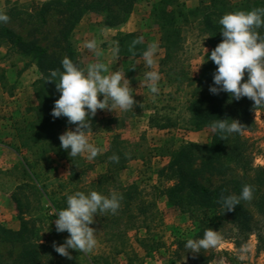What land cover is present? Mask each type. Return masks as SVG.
Here are the masks:
<instances>
[{
  "label": "trees",
  "instance_id": "obj_1",
  "mask_svg": "<svg viewBox=\"0 0 264 264\" xmlns=\"http://www.w3.org/2000/svg\"><path fill=\"white\" fill-rule=\"evenodd\" d=\"M140 0H49L41 4H34L32 9L13 6L5 13L10 17L9 22L0 24V46H9L16 50L37 66L42 77L33 85L36 103L28 111L32 112L30 121L15 128L14 137L17 145H7L18 156L15 166L25 180L20 188L28 186L35 196V201L41 207L42 217L33 216L31 206L33 202L25 193H17L13 200L16 204L17 216L20 220L18 230H13L0 222V245L19 246V251L12 257L1 258L0 264H71L79 259L84 264H108L104 257H92L89 253L77 252L69 249L71 259L63 257L53 249V242L63 243L68 236H58L55 227L50 225V234L56 238L46 241L40 224L43 221H53L56 212L66 206L67 195L55 197L48 191L47 185L40 179L37 169L42 162H53L54 158L65 160L70 164L69 175L77 176L79 170H88L92 165L80 155L75 158L68 156V152L60 147L59 135L62 127H69L66 117L53 118L50 113L54 101L59 98L54 81H47L49 70H61V60L67 56L74 63L78 62L77 52L72 44V34L81 19L89 13H104L106 24L120 25L125 23L132 13L135 4ZM264 7V0H199L195 7H188L180 0H158L152 7L154 23L161 33L162 46L165 56L161 61L166 65L175 61L184 48L183 26L195 21L199 23L202 32L208 36L212 48L221 42L219 18L229 12L237 10H251ZM20 21V25L29 27L26 34L15 31L10 23ZM52 22L57 25V31L49 42L45 33ZM264 36V27L256 29ZM137 37L138 32L120 33L116 37L119 42V57L139 58L147 46L143 41L129 51V44ZM216 65L209 61L197 79H189L190 85L197 87L190 93L187 105L189 117L186 125L190 130L200 131L209 129V124L216 119L237 120L243 128L239 134L221 136L212 131L211 142L208 145L184 143L167 152L168 161L159 170V176L164 177L171 185L165 189L168 204L181 214L188 215L194 226V237L200 238L206 228H212L227 238H246L256 233L263 241L259 223H264V166L254 164V144L245 135L255 129L252 113L253 101L243 97L236 101L228 93L220 92L213 95L209 92L212 76ZM246 73L242 81L246 79ZM169 121V120H168ZM229 122H231L229 120ZM176 126V122L169 127ZM164 125L161 128H166ZM30 152L33 159L24 156ZM116 154L119 162L113 163L108 157ZM128 156L117 147H111L104 153L107 168L100 174L98 180L90 185V191L109 196L115 192L121 196L120 207L115 214L110 212L95 214L104 223V235L110 237L116 231L122 232L121 220L127 219V224L142 219L146 230L150 226L149 219L155 220L154 202L146 199L143 190L136 183L121 185L114 182L116 173L125 169L129 160L136 158ZM163 156V155H162ZM54 157V158H53ZM50 173L56 167H47ZM42 169V168H41ZM218 181H214L215 179ZM253 186V198L250 201H240L233 211H225L218 203L220 196L239 195L243 185ZM19 188V189H20ZM82 192L87 193L88 191ZM47 205V207H45ZM52 242V243H51ZM146 251V256H152L153 245L148 239L139 240ZM160 245L154 241V252ZM158 252V251H157Z\"/></svg>",
  "mask_w": 264,
  "mask_h": 264
},
{
  "label": "rangeland",
  "instance_id": "obj_2",
  "mask_svg": "<svg viewBox=\"0 0 264 264\" xmlns=\"http://www.w3.org/2000/svg\"><path fill=\"white\" fill-rule=\"evenodd\" d=\"M49 0H0V11L17 6L32 9L34 4H41ZM158 0L138 1L131 15L125 23L120 25L106 24L104 13H89L77 24L71 40L77 52L78 62L81 67L88 63L104 62L110 71L119 70L125 74L132 88L133 99L136 102L132 110L115 111L97 110L91 118V131L87 133L90 143L100 147V152L94 159L88 160L87 154L80 156L89 164L91 169L79 170L78 175H69L70 164L65 160L54 158L53 162H42L41 168L36 171L40 179L47 185L49 193L55 197L70 195L75 191H90V185L98 180L100 174L107 168L104 153L111 147L122 149L126 155H135L126 164L125 169L114 176V182L121 185L136 183L143 190L146 199L156 204L153 210L156 218L149 219L146 223L150 226L146 230L142 219L130 222L123 228L127 219L121 220L122 232L116 231L115 235H104V223L94 217L90 225L96 229L97 244L92 257H104L108 264H264V239H259L256 233L246 238H227L223 234L222 243L216 248L201 249L200 253L192 254L185 248L187 239L194 237V226L188 215L181 214L168 204L165 189L171 183L158 172L168 161L167 152L184 143H197L208 145L211 142L212 130H190L186 125L189 117L187 105L190 93L197 87L190 85L189 79H197L210 60L207 59L212 48L208 36L202 32L197 21L183 26L185 39L183 51L176 56L175 61H169L164 66L161 64L165 56V49L161 42V33L154 23L152 7ZM243 2L246 0H233ZM188 7H195L199 0H180ZM10 25L21 34L29 31L28 25H20V21ZM44 34L46 45L51 41L57 31V25L52 22ZM138 32L142 41L148 43L158 42V53L155 56L153 69L160 74L158 82L159 92L152 94L139 83L146 69L141 57L125 58L113 55L111 52L112 41L120 33ZM95 39L101 55L96 57L92 52L82 47V42ZM50 44V42H49ZM205 61V62H204ZM42 77L35 64L26 56L21 55L9 46H0V222L7 227L17 230L20 220L17 216L16 204L13 200L17 193H25L33 202L30 213L42 217L43 202L41 207L35 201L32 190L20 186L25 183L20 171L15 168L18 156L7 145H17L18 140L13 136L15 128L30 121L32 112L28 109L35 105L33 85ZM102 97L98 96V99ZM255 129L245 135L254 144V164L264 166V109H257L252 113ZM169 120V121H168ZM176 122V126L169 127ZM168 125L166 128H161ZM75 125L63 126L74 129ZM163 155V156H162ZM24 156L30 160L33 156L25 152ZM56 167L50 173L47 167ZM215 182L218 181L216 178ZM20 188V189H19ZM47 207V205H45ZM50 225L55 227L54 220L43 221L40 226L44 239L56 238L50 234ZM260 231L264 236V223H259ZM65 237V233L58 236ZM147 238L148 244L153 245L152 256H146L145 249L139 240ZM154 241L160 246L155 249ZM50 243V242H49ZM52 243V242H51ZM244 248L243 258L241 249ZM19 246L0 245V257L9 258L19 251ZM158 251V252H157ZM71 264H84L79 259ZM101 264L106 262L101 261Z\"/></svg>",
  "mask_w": 264,
  "mask_h": 264
},
{
  "label": "clouds",
  "instance_id": "obj_3",
  "mask_svg": "<svg viewBox=\"0 0 264 264\" xmlns=\"http://www.w3.org/2000/svg\"><path fill=\"white\" fill-rule=\"evenodd\" d=\"M9 19L5 12L0 11V24L8 23ZM218 24L221 26L219 32L222 39L207 57L216 65L209 92L213 95L225 92L236 101L246 97L253 101V109H264V36L256 31L264 27V7L225 13L219 18ZM141 42L142 37L133 39L129 44V51L133 52ZM82 47L96 57L101 55L95 39L83 41ZM119 51V42L112 41V54L115 56ZM158 51V42L153 41L141 53L144 67L149 70L143 72L139 83L152 94L159 92L160 74L151 70ZM61 68L62 71L49 70L47 78V81L55 82L59 93L50 115L53 118L66 117L67 123L75 125V128L66 129L59 135L60 147L71 158L86 153L87 159L92 160L102 149L89 142L87 133L91 131V118L97 110H132L136 102L130 82L123 72L110 71L104 62H92L81 67L65 56L61 60ZM245 73L247 78L241 82ZM98 96L102 98L98 99ZM209 128L225 136L239 134L243 125L234 119H216L209 124ZM108 159L113 163L119 162L116 154ZM253 192V186L245 184L238 196L222 194L218 203L225 211H233L240 201H250ZM121 199L115 192L105 196L94 190L87 193L75 191L68 195L66 206L58 210L54 218L55 231L67 232L68 236L59 245L53 242L54 251L68 259L72 258L69 249L85 254L93 251L97 244V231L90 225L94 223L95 214L98 211L115 214ZM221 243V234L212 228H206L202 237L189 238L184 246L189 253L197 254L201 249L216 248ZM244 251L242 248L241 258Z\"/></svg>",
  "mask_w": 264,
  "mask_h": 264
},
{
  "label": "crops",
  "instance_id": "obj_4",
  "mask_svg": "<svg viewBox=\"0 0 264 264\" xmlns=\"http://www.w3.org/2000/svg\"><path fill=\"white\" fill-rule=\"evenodd\" d=\"M19 228H17V230H18Z\"/></svg>",
  "mask_w": 264,
  "mask_h": 264
}]
</instances>
